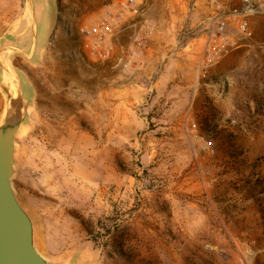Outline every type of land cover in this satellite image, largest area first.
<instances>
[{"label": "rangeland", "instance_id": "rangeland-1", "mask_svg": "<svg viewBox=\"0 0 264 264\" xmlns=\"http://www.w3.org/2000/svg\"><path fill=\"white\" fill-rule=\"evenodd\" d=\"M117 1L33 0L36 30L30 0H0V125L3 83L14 74L29 106L13 184L38 251L51 264H264V13L197 99L183 163H171L160 142L145 149L138 140L107 163L97 85L133 79L128 38L103 62L80 31ZM22 29L36 46L22 42Z\"/></svg>", "mask_w": 264, "mask_h": 264}, {"label": "crops", "instance_id": "crops-1", "mask_svg": "<svg viewBox=\"0 0 264 264\" xmlns=\"http://www.w3.org/2000/svg\"><path fill=\"white\" fill-rule=\"evenodd\" d=\"M214 1L137 0L140 13L126 16L123 29L112 37L110 60L118 50L120 39L127 37L125 67L133 79H99L97 85L100 119L97 145L98 153L108 158L104 162H116L113 158L119 154L118 148L132 140L142 141L145 149L153 147L154 141L160 142L166 147L171 163L184 162V141L192 138L190 133L196 127L195 103L205 87L215 88L213 79L222 66L219 62L204 71L205 51L216 32L215 20L219 16ZM227 21L233 32V21L230 18ZM148 27H153L151 33H147ZM22 31V42L28 41L33 46L34 39L31 43L28 31ZM241 47L238 38L223 64L230 61V53ZM134 51L140 55V63L135 66L130 62ZM20 82L23 89L21 79ZM149 101L162 102L165 106L156 110L147 108ZM59 144L73 146L70 140ZM203 147L207 149L206 143Z\"/></svg>", "mask_w": 264, "mask_h": 264}, {"label": "water", "instance_id": "water-1", "mask_svg": "<svg viewBox=\"0 0 264 264\" xmlns=\"http://www.w3.org/2000/svg\"><path fill=\"white\" fill-rule=\"evenodd\" d=\"M30 6L37 30L33 0ZM13 75L7 74L9 81L3 83L9 103L0 125V264H51L38 251L34 220L14 190L16 135L27 119L29 102L18 76Z\"/></svg>", "mask_w": 264, "mask_h": 264}, {"label": "built area", "instance_id": "built-area-1", "mask_svg": "<svg viewBox=\"0 0 264 264\" xmlns=\"http://www.w3.org/2000/svg\"><path fill=\"white\" fill-rule=\"evenodd\" d=\"M219 10L218 19L215 20L217 29L205 51L204 71L221 62L236 46L238 38L250 39L254 36L251 25L252 18L264 13V0H215ZM141 8L137 0H118L116 8L111 13H105L98 23L81 28V34L88 38L91 54L98 60L107 61L113 56L110 41L116 32L122 30L128 14L137 15ZM235 25L233 32L229 30L227 19ZM153 27H148L151 33ZM132 65L140 63L138 51L130 55ZM134 70L130 71L133 74ZM209 151H214L213 143L206 144Z\"/></svg>", "mask_w": 264, "mask_h": 264}]
</instances>
